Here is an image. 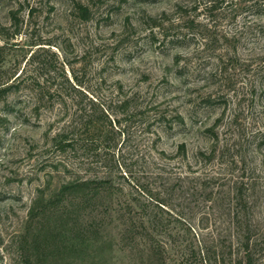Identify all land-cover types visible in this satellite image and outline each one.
<instances>
[{"label": "rangeland", "instance_id": "obj_1", "mask_svg": "<svg viewBox=\"0 0 264 264\" xmlns=\"http://www.w3.org/2000/svg\"><path fill=\"white\" fill-rule=\"evenodd\" d=\"M262 2L0 0V85L12 86L0 101V264H160L120 242L116 204L140 211L138 200L162 215L167 264H204L202 251L230 235L228 182L237 179L250 183L264 230ZM79 97H103L106 107L111 97H143V107L161 104L185 123L156 125L143 142L127 136L120 156L104 160L72 127L86 104ZM59 134L75 146L56 148ZM77 177L121 188L108 229L88 227L86 213L70 224L30 216ZM37 238L47 241L37 248Z\"/></svg>", "mask_w": 264, "mask_h": 264}, {"label": "trees", "instance_id": "obj_2", "mask_svg": "<svg viewBox=\"0 0 264 264\" xmlns=\"http://www.w3.org/2000/svg\"><path fill=\"white\" fill-rule=\"evenodd\" d=\"M261 12H264V2L260 5ZM84 16L89 15L87 9H83ZM263 14V13H262ZM152 28L162 27L158 21H154ZM12 86L0 85V101L4 100ZM56 100L58 97H48ZM86 104L81 109L76 110L75 121L72 127L80 129L87 137L86 143L91 144L90 150L103 151L104 160H107V152L113 153L115 157L118 152L115 148L120 146L124 139L130 141L131 136L138 137L143 142L145 135L155 133L156 125H163L171 128L175 123L184 124V118L179 113L168 119V114L163 105H148L143 107V97H111L112 105L106 107L103 97H79ZM38 109H40L38 107ZM37 109V110H38ZM78 128V129H77ZM100 140L102 141L100 143ZM77 140H70L67 135L59 134L55 137V147L61 150L74 147ZM99 143V144H98ZM105 143L108 145H105ZM153 149V146L150 147ZM114 149V150H113ZM179 155H186V144L179 147ZM161 155L166 156L164 151ZM206 156V154H203ZM124 153L121 154L123 158ZM122 167V166H121ZM127 173L126 171H122ZM128 174V173H127ZM230 193V235L220 237L213 249L202 251V262L204 264H263L264 263V230L255 224V212L250 202V183L237 179L228 182ZM121 188L114 184L112 178L76 179L65 182L62 187L48 200L42 197L30 211V216L34 218L41 215L43 219L64 220L66 224L73 223L75 218L81 214H88L95 219L92 225L101 229H108L106 218L109 216L116 221L113 210L114 196ZM149 191V190H148ZM144 193L146 191H143ZM148 195L152 201L157 203V208L163 210L162 204H166L162 197L149 191ZM146 194V193H145ZM151 196V197H150ZM119 210V225L123 227L120 242L126 247L138 249V252L147 256L150 261L155 260L160 264H167L168 252L165 251L157 235L164 231L162 223L159 221L162 215H154L151 207L142 201H136V206L126 202L116 204ZM104 209V211H103ZM104 216H100L99 213ZM95 213L96 214L95 216ZM95 216V217H94ZM101 218V219H98ZM156 219L157 221H155ZM104 235L100 234L97 242L102 241ZM236 240V241H235ZM37 238L35 247L46 242ZM146 245L145 249H140ZM213 252V253H212ZM27 264H30L29 261Z\"/></svg>", "mask_w": 264, "mask_h": 264}]
</instances>
